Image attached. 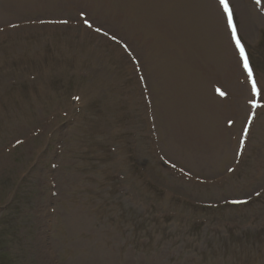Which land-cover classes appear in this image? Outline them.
Wrapping results in <instances>:
<instances>
[{
  "label": "rangeland",
  "instance_id": "1",
  "mask_svg": "<svg viewBox=\"0 0 264 264\" xmlns=\"http://www.w3.org/2000/svg\"><path fill=\"white\" fill-rule=\"evenodd\" d=\"M123 1L0 0V203L14 200L0 250L15 264H264V0H227L255 95L218 0L217 37L193 0ZM149 7L161 26L137 28Z\"/></svg>",
  "mask_w": 264,
  "mask_h": 264
},
{
  "label": "bare ground",
  "instance_id": "2",
  "mask_svg": "<svg viewBox=\"0 0 264 264\" xmlns=\"http://www.w3.org/2000/svg\"><path fill=\"white\" fill-rule=\"evenodd\" d=\"M190 1H192V0H179V2L181 4L180 5L181 8L183 10H186V5H188V3ZM193 1H194V7H193L192 11L189 12L190 15L192 13L194 14L196 9H199L200 12H201V16L204 17V19L209 23L210 28H212V30L214 32V35L216 37L218 35L220 36L221 33L223 35L222 26L220 25L221 24V20H220V17H219V13L217 12L216 6L213 4V1L212 0H193ZM123 4L126 7H128L132 3H131V0H124ZM119 6H120V4L117 1L116 7H119ZM213 6H214V8H213ZM149 9H150V12H151L152 16L149 17V16L145 15L144 13L142 15H140V17L138 16L139 17V21H138V23L135 24L137 28H139V29L154 28V27H156L159 24L161 26L162 19H161L160 14H159L160 10L157 9V11H156L155 9L150 8V7H149ZM154 24H157V25L152 26ZM208 31L211 32V29L208 30ZM160 36H161L160 32L155 33L153 36H151V41H153L154 44L158 43L159 39H160ZM144 53L150 59L149 49H147ZM220 59L224 63L223 64L224 66L227 67L229 65V61H228L227 56L225 54L224 55L221 54ZM205 99H206V101L208 103V101L210 100V98L208 97V93H207Z\"/></svg>",
  "mask_w": 264,
  "mask_h": 264
},
{
  "label": "snow or ice",
  "instance_id": "3",
  "mask_svg": "<svg viewBox=\"0 0 264 264\" xmlns=\"http://www.w3.org/2000/svg\"><path fill=\"white\" fill-rule=\"evenodd\" d=\"M220 5L223 7L225 16L227 18V25L228 28L231 30L232 33V41L235 44L236 50L239 53V58L240 61L242 63V67L244 69L245 72L248 73V78H249V82L252 83V73L249 71V67H248V59L245 55V50L240 42V40L237 37V32L236 29L233 27V21H232V13L229 10V5L227 0H219ZM90 27V25H89ZM252 92L253 95L256 94V84L252 83ZM222 95V93H220ZM247 129H245V132L247 133ZM241 144H243V141H241ZM234 203H242V202H234Z\"/></svg>",
  "mask_w": 264,
  "mask_h": 264
},
{
  "label": "trees",
  "instance_id": "4",
  "mask_svg": "<svg viewBox=\"0 0 264 264\" xmlns=\"http://www.w3.org/2000/svg\"><path fill=\"white\" fill-rule=\"evenodd\" d=\"M17 200V199H16ZM19 208V206H18ZM17 208V209H18ZM7 252L6 251H0V264H11L7 258H6Z\"/></svg>",
  "mask_w": 264,
  "mask_h": 264
}]
</instances>
